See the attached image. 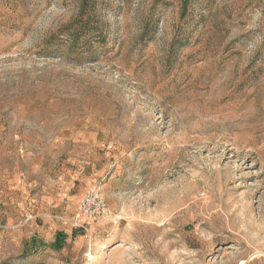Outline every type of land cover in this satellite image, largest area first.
I'll return each mask as SVG.
<instances>
[{"label":"rangeland","instance_id":"obj_1","mask_svg":"<svg viewBox=\"0 0 264 264\" xmlns=\"http://www.w3.org/2000/svg\"><path fill=\"white\" fill-rule=\"evenodd\" d=\"M0 264H264V0H0Z\"/></svg>","mask_w":264,"mask_h":264},{"label":"built area","instance_id":"obj_2","mask_svg":"<svg viewBox=\"0 0 264 264\" xmlns=\"http://www.w3.org/2000/svg\"><path fill=\"white\" fill-rule=\"evenodd\" d=\"M86 193L81 205L77 208L76 223L81 224L85 218L92 222L105 219L109 214V209L100 194L94 190Z\"/></svg>","mask_w":264,"mask_h":264}]
</instances>
